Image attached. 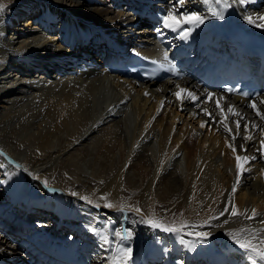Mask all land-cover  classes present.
Masks as SVG:
<instances>
[{
    "label": "bare ground",
    "instance_id": "obj_1",
    "mask_svg": "<svg viewBox=\"0 0 264 264\" xmlns=\"http://www.w3.org/2000/svg\"><path fill=\"white\" fill-rule=\"evenodd\" d=\"M230 2L177 6L205 17L184 25V39L161 23L176 0H0V225L16 228L0 237V261L27 233L44 254L64 256L59 264H112L122 247L132 249L128 264H251L229 233L264 238V95L196 84L198 69L239 47L242 33L264 36L245 19L264 16V0ZM130 27L139 35L125 34L126 52L150 54L144 43L159 38L171 46L169 81L126 80L111 69L118 55L104 40ZM54 208L64 231L47 219ZM149 219L188 227L166 232Z\"/></svg>",
    "mask_w": 264,
    "mask_h": 264
},
{
    "label": "snow or ice",
    "instance_id": "obj_2",
    "mask_svg": "<svg viewBox=\"0 0 264 264\" xmlns=\"http://www.w3.org/2000/svg\"><path fill=\"white\" fill-rule=\"evenodd\" d=\"M210 2H214L218 5L222 4L225 9L231 7L230 0H204L205 4H209ZM235 3H239L241 5L245 4L247 0H234ZM185 3V0H176V5L172 7L163 17H162V26L165 29H169L173 32H179L181 34V38L186 39L187 36L191 32V28H185L184 25H192V26H199L200 24L204 23L205 17L202 15H199L197 13H189V12H183L181 13L177 6L182 7ZM0 10H2V6H0ZM213 16H216L219 19H224V14L222 11H216L212 13ZM246 21L250 24H256L258 27H264V16H258L255 20L252 16H246ZM257 21H262V23H257ZM157 32L160 33L161 29H157ZM164 59H168V53H164ZM179 88V86H177ZM186 91L185 89H180L175 95L179 98L180 93ZM228 91H232V89H228ZM209 97L212 96L211 93L208 94ZM188 96L190 98H195L191 92H188ZM217 106L219 107V103H217ZM251 107L255 108V104H252ZM229 112H232V108H228ZM257 115L261 116V119H264V113H261L259 110L257 111ZM237 129L240 127V121H237ZM204 125L202 124L201 127ZM255 127V125H253ZM226 130L231 131L230 129H227V125H225ZM235 139V137H233ZM251 137H245V139H250ZM261 144L264 145V140L261 141ZM232 147L231 145H229ZM233 152L236 151L235 147L232 148ZM241 156L237 155V176L238 180L239 177L242 175L241 172ZM248 157H243V160L245 162L248 161ZM45 186H47V181H45ZM236 191V185H233V192ZM83 199H88L87 197H82ZM103 199V198H102ZM91 203V201H88ZM99 206V205H97ZM105 207H112V205L105 204ZM135 211L139 212L140 209L137 208ZM223 213H221L222 215ZM232 214L233 216L237 215V210L235 207L232 208ZM252 216H256L255 209L252 210ZM251 218V217H249ZM151 227L153 228H160L163 231L166 232H175V233H181L183 232V229L185 227H188L187 224H181L179 227L173 225V226H166L163 225L161 222L149 219L147 221ZM227 223V220L225 221ZM114 235L119 239H125V236L120 232L116 231ZM132 233L129 232L127 238H131ZM194 235L197 236L198 239L203 240L206 238L209 233H195ZM229 235L232 237L233 241L248 254V259L251 261V264H264V238L257 239L255 236H245L241 237L238 236L236 233H229ZM101 241L104 244H109L111 241L108 239L107 236H101ZM183 242V240H181ZM131 254L132 249L127 247H122L118 249L117 255L113 258L112 264H128V261L131 260Z\"/></svg>",
    "mask_w": 264,
    "mask_h": 264
},
{
    "label": "rangeland",
    "instance_id": "obj_3",
    "mask_svg": "<svg viewBox=\"0 0 264 264\" xmlns=\"http://www.w3.org/2000/svg\"><path fill=\"white\" fill-rule=\"evenodd\" d=\"M139 4H140V3H139ZM23 18H28V16H27V17H23ZM19 24H23L22 21H20ZM17 26H18V25H17ZM19 26H20V25H19ZM97 49H98V48H97ZM97 57H99V56H97ZM96 61H98V60H96ZM126 80H127V79H126ZM8 196H9V197H12L11 195H8ZM17 207H18V206H17ZM20 208H21V207H20ZM18 210H19V209H18ZM64 230H65V229H64ZM70 234H71V235H74V234H73V229L69 232V235H70Z\"/></svg>",
    "mask_w": 264,
    "mask_h": 264
}]
</instances>
